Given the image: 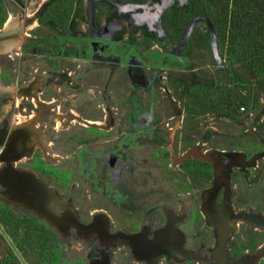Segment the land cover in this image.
<instances>
[{
  "label": "rangeland",
  "instance_id": "obj_1",
  "mask_svg": "<svg viewBox=\"0 0 264 264\" xmlns=\"http://www.w3.org/2000/svg\"><path fill=\"white\" fill-rule=\"evenodd\" d=\"M51 1L0 0V31L9 34L0 86L12 98L0 120L43 129V145L15 164L56 178L59 204L78 221L101 212L111 233L147 226L148 235L172 223L193 258L168 247L137 258L126 239L60 229L0 194V215L31 219L52 236L46 256L30 252L23 264H214L200 262L208 250L219 264L227 252L264 264V71L233 66L245 77V110L196 114L186 109L194 86L229 85L231 65L203 18L176 44L160 31V12L185 0H74L64 29L46 17ZM31 83V93L19 92ZM106 150L119 157L114 182ZM1 220L0 257L10 247L19 254L21 237Z\"/></svg>",
  "mask_w": 264,
  "mask_h": 264
},
{
  "label": "trees",
  "instance_id": "obj_2",
  "mask_svg": "<svg viewBox=\"0 0 264 264\" xmlns=\"http://www.w3.org/2000/svg\"><path fill=\"white\" fill-rule=\"evenodd\" d=\"M124 1L144 5L149 0ZM73 4L74 0H53L46 17L64 29L68 25ZM197 17L211 25L218 47L226 49L231 66L227 67L225 63V68L231 76L228 77L229 85L194 86L189 96V99H193L192 107L186 109L200 114L206 107L221 116L245 110L248 105L247 90L239 85L244 84L245 77L237 74L233 66H241L254 73L264 71V0H185L176 8L161 11L158 26L170 42L176 44L190 22ZM3 20L1 18L0 23ZM220 57L224 59L222 54ZM234 80L240 83H234ZM195 167L193 169L197 171L198 167ZM0 218L12 236L21 237V242L16 245L20 253L16 254L14 249L8 248L6 254L0 257V264H23L20 258L24 256L29 259L30 252L38 259L48 254L44 252L52 240L51 234L26 217L14 219L12 214L3 213Z\"/></svg>",
  "mask_w": 264,
  "mask_h": 264
},
{
  "label": "flooded vegetation",
  "instance_id": "obj_3",
  "mask_svg": "<svg viewBox=\"0 0 264 264\" xmlns=\"http://www.w3.org/2000/svg\"><path fill=\"white\" fill-rule=\"evenodd\" d=\"M33 84L34 83L25 85L24 87L18 90L19 92L29 94L31 93ZM9 99L12 98H10V96L8 95V92L5 89V87L0 86V116L3 113H5L6 104ZM51 102L52 101H48V103ZM44 108L45 109L43 112L44 113L46 112V114L51 116L50 111H52L54 108L53 107L48 108L45 105ZM43 112H41L42 115H44ZM42 131L43 129L42 130L39 129L36 124L31 122L20 123L11 126L3 119L0 120V164H1L0 194L1 195H3L7 199H10L11 201H19V203L21 205H25L26 208L27 207L36 208V206L38 207L39 205L45 206L46 208L48 207V209L52 210V212L56 215V218H59V223H57V225L59 226L60 229H67L68 227H70V225H76L78 228H80L79 231L85 233L86 235H91L96 237L98 241H102L105 239H112V238L126 239L127 241H129L132 248L134 245L133 240H130L125 236H121L120 234H124V235L134 234L143 231L142 233L145 234L144 235L145 237L144 238L137 237V241H135L138 242L139 244L142 241L145 242V240H149L153 237L154 231L160 228V226L154 228L153 232L150 235H148L147 226L140 230H134L129 232L114 231L111 233V231L107 229L108 228L107 219L105 215L100 214L101 212L92 214L86 220L78 221V219L74 216L71 209L67 205L59 204V198L56 197L55 189L53 188L54 187L53 182L56 180V178L47 179L46 175L44 173L39 172L38 168L35 167L34 170L33 168L31 169L29 166L28 168H26L23 165L17 166L16 165L17 162L22 163L23 158H30V157L32 158L34 156V153L37 151V149L40 148L41 145H43ZM100 154H101L100 155L101 158H104V155L107 156L106 162L108 164L111 173V178L114 182V180H116L117 178L116 168H118L117 167L118 164L115 163L118 161L117 159L119 157L116 156L115 154H112L111 151L109 150L101 151ZM27 176H31L32 178L25 179ZM35 181H38V183L40 182L43 187L40 186L39 184L36 185L34 183ZM44 190H46L47 193L40 194V192L41 191L43 192ZM167 224L168 222L165 223V225ZM216 243L217 241L214 243L213 247L216 245ZM140 245L138 246V249L140 247V250H143L144 249L143 245L142 244ZM158 249L155 250L156 253H159V251L161 250ZM145 252L148 253L149 250ZM145 252L143 253L140 252L139 254L143 255ZM149 253L148 255H151L152 252L150 254ZM174 256H177V254H175ZM257 257L258 256H256L255 253H253L252 256H248L245 253L230 255L227 252L226 259L223 261V264H255V263L259 264L260 261L259 258ZM199 259L201 263L212 262L214 264H219V262H217V260L215 259L212 261V255L210 254L209 250L204 254L201 253L199 255Z\"/></svg>",
  "mask_w": 264,
  "mask_h": 264
},
{
  "label": "water",
  "instance_id": "obj_4",
  "mask_svg": "<svg viewBox=\"0 0 264 264\" xmlns=\"http://www.w3.org/2000/svg\"><path fill=\"white\" fill-rule=\"evenodd\" d=\"M209 24V23H208ZM210 28L212 29L211 25L209 24ZM2 29L0 31V51L2 49H4L8 43H7V38L9 37L8 35V30ZM31 176H27L25 179H31ZM36 185L39 184L40 186H42V184L38 181L34 182ZM43 187V186H42ZM42 192V191H41ZM40 192V194H45L47 193L46 190H44L42 193ZM32 210H34L35 212L43 215L46 219H48L49 221H51L52 223L56 224L59 223V218H56V215L52 212V210L48 209V207L46 208L45 206H41L39 205L38 207L36 206V208H32ZM141 232H137L134 234H120L121 236H125L126 238H129L130 240H133V247L131 248L132 253L134 254V256H136L137 258H140V256H148V253L157 250L158 248L160 249L161 247H168L172 250V254L173 256L175 254H182L185 257H192L193 258V254L192 253H186L182 250L181 248V244L184 241V235L183 233L178 230L176 227H174V225L172 223H168L167 225L160 227L158 229H156L153 233V237L149 240H145V242H141L140 244L143 245V250H140V247L138 249V246L140 245L137 241V237H145L144 233ZM139 244V245H138ZM141 246V245H140ZM146 246V247H145ZM142 247V246H141ZM148 253H146L145 251H148ZM143 253L145 252L143 255H140L139 253ZM149 253V254H150Z\"/></svg>",
  "mask_w": 264,
  "mask_h": 264
},
{
  "label": "bare ground",
  "instance_id": "obj_5",
  "mask_svg": "<svg viewBox=\"0 0 264 264\" xmlns=\"http://www.w3.org/2000/svg\"><path fill=\"white\" fill-rule=\"evenodd\" d=\"M7 43H9V41H8ZM8 45H9V44H8Z\"/></svg>",
  "mask_w": 264,
  "mask_h": 264
}]
</instances>
